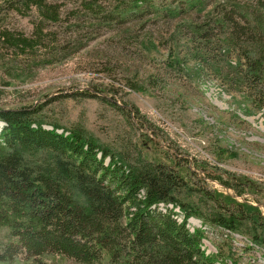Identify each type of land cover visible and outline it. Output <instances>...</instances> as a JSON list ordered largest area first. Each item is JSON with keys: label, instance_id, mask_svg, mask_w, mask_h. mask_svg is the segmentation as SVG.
Instances as JSON below:
<instances>
[{"label": "trees", "instance_id": "trees-1", "mask_svg": "<svg viewBox=\"0 0 264 264\" xmlns=\"http://www.w3.org/2000/svg\"><path fill=\"white\" fill-rule=\"evenodd\" d=\"M209 4L205 0H73L68 8L62 0H0V40L18 49L15 57L37 47L50 55H71L106 28L122 32L125 24L138 23L145 29L161 19L174 53L168 62L171 70L183 71L189 62L198 65L197 71L209 67L216 76L239 85L252 105L263 106L264 0L250 1L247 7ZM9 12L29 17L30 32L2 24ZM220 55L229 57L226 71ZM140 59L144 55L133 62ZM128 73L132 79L156 85L151 71L134 67ZM127 85L135 88L133 83ZM82 93L131 113L141 126L148 123L123 97L117 103L113 96ZM41 109V104L0 106L1 263L51 264L58 259L73 264H216L217 257L201 248L203 230L188 229L190 216L227 232L248 224L252 242L264 243V216L256 205L202 189L212 203L208 211L182 202L178 191L187 188V176L195 172L186 159L176 158L145 133L141 149L150 153L129 157L80 124L63 128L43 120ZM194 163L206 167L201 161ZM205 177L232 188L236 195L256 189L254 182L234 174L214 171ZM175 207L181 220L175 217Z\"/></svg>", "mask_w": 264, "mask_h": 264}, {"label": "rangeland", "instance_id": "rangeland-1", "mask_svg": "<svg viewBox=\"0 0 264 264\" xmlns=\"http://www.w3.org/2000/svg\"><path fill=\"white\" fill-rule=\"evenodd\" d=\"M62 1L68 8L73 3V0ZM205 1H210L208 6L216 2L241 7H247L250 1L255 3V0ZM2 24L24 33H29L32 27L29 17L14 12H9ZM149 24L145 29L138 23L125 24L127 27L122 32L106 28L103 35L71 55L61 52L50 55L37 47L15 57L18 49L0 40V106L41 104L43 120L63 128L80 124L101 142L129 157L138 152L146 156L150 153L148 149H141V134L145 133L176 158L186 159L189 169L195 172L187 176V188L178 191L182 202L208 211L212 203L200 190H217L239 202L256 205L264 216L261 191L264 187V105H252L239 85H231L209 67L197 71L198 65L189 62L183 71L171 70L168 62L174 53L169 36L163 32L166 24L161 19ZM142 55L144 59L133 62ZM228 58L219 57L225 71L229 69ZM134 67L156 74V85L151 87L144 79H132L128 72ZM131 83L135 88L128 87ZM109 88L113 90L111 93L105 90ZM82 92L113 96L117 103L123 97L129 105L138 108L149 125L141 126L131 113L126 115L97 96ZM44 126L50 128L47 124ZM197 161L203 162L205 169L195 167ZM214 171L250 180L256 189H245L236 195L232 188L205 177L206 172ZM158 207L165 208L163 204ZM174 211L175 217L181 220L179 208L175 207ZM186 225L190 231L203 230L201 248L217 257L216 264H264V243L252 242L250 225L227 232L202 223L195 216H190ZM51 264L73 263L57 259Z\"/></svg>", "mask_w": 264, "mask_h": 264}]
</instances>
